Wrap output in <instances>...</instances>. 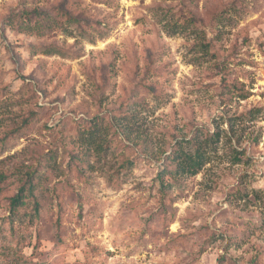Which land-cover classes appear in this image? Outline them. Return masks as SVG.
Returning <instances> with one entry per match:
<instances>
[{"label":"rangeland","instance_id":"rangeland-1","mask_svg":"<svg viewBox=\"0 0 264 264\" xmlns=\"http://www.w3.org/2000/svg\"><path fill=\"white\" fill-rule=\"evenodd\" d=\"M0 264H264V0H0Z\"/></svg>","mask_w":264,"mask_h":264},{"label":"trees","instance_id":"trees-1","mask_svg":"<svg viewBox=\"0 0 264 264\" xmlns=\"http://www.w3.org/2000/svg\"><path fill=\"white\" fill-rule=\"evenodd\" d=\"M215 134L211 133L209 137L214 140ZM192 145L193 150L185 151L177 147L172 155V160L177 164L175 173H191L196 174L200 172L201 168L208 162V154L205 149V144H202L194 136L188 140ZM33 178L27 179L18 189L17 193L11 197L10 210L14 215L27 214L28 206L34 203L35 210L39 211V202L36 200L35 185Z\"/></svg>","mask_w":264,"mask_h":264}]
</instances>
